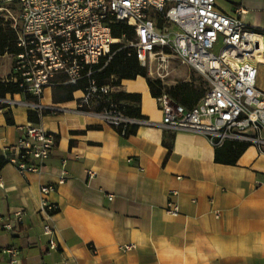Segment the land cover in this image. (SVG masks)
Returning <instances> with one entry per match:
<instances>
[{"label": "crops", "instance_id": "obj_1", "mask_svg": "<svg viewBox=\"0 0 264 264\" xmlns=\"http://www.w3.org/2000/svg\"><path fill=\"white\" fill-rule=\"evenodd\" d=\"M217 6L227 14L242 8L243 21L264 32V0H218ZM8 58L1 56V66L9 67L0 70L1 79L11 73ZM62 77L69 84L56 75L41 100L57 108L40 124L58 139L41 173L24 177L11 162L21 127L33 123L31 109L5 103L0 109V157L7 161L0 169V224L14 211L26 212L21 227L0 229V264H10L9 247L18 248L20 264H264V154L257 147L249 145L234 165L217 163L206 134L164 126L148 73L114 84L115 93L142 96L132 105L147 120L125 138L98 115L77 110L84 88L73 101L55 104L53 80ZM257 85L264 91V56ZM64 160L69 180L48 197L60 207L53 218L60 248L52 251L38 214L41 187L58 183ZM88 171L97 176L89 179ZM173 191L178 217L165 210ZM126 245L136 248L123 251Z\"/></svg>", "mask_w": 264, "mask_h": 264}, {"label": "built area", "instance_id": "obj_2", "mask_svg": "<svg viewBox=\"0 0 264 264\" xmlns=\"http://www.w3.org/2000/svg\"><path fill=\"white\" fill-rule=\"evenodd\" d=\"M218 0H0V18L16 32L18 55L12 60L11 81L19 84L22 101L0 99L1 103L25 105L41 119L54 106L41 105L45 90L56 75H66L77 85L87 79L77 110L101 117L114 129L140 126L144 118L126 114L125 102L113 99V83L99 85L93 79L96 67L113 58L112 46L125 44L135 54L149 77L169 86L175 65L197 73L206 83V93L193 107L176 103L164 93L157 99L164 115L163 124L172 130L204 133L217 149L226 142L246 143L264 154V91L258 88V62L264 56V32L247 25L244 10L232 14L221 11ZM227 1V0H224ZM122 24L127 31L114 38V28ZM1 66V56H0ZM27 95L39 104L27 102ZM13 147L11 162L22 176L39 174L54 155L57 135L40 123L21 127ZM89 179L97 175L88 171ZM69 180L67 160L63 161L59 181L41 187L38 214L47 244L59 250L53 218L60 211L48 197ZM173 191L166 212L178 217L181 209ZM113 200V196H108ZM26 212L17 210L0 224L13 231L25 223ZM135 245L122 247L123 251ZM4 253L10 264H20V252L9 247Z\"/></svg>", "mask_w": 264, "mask_h": 264}, {"label": "trees", "instance_id": "obj_3", "mask_svg": "<svg viewBox=\"0 0 264 264\" xmlns=\"http://www.w3.org/2000/svg\"><path fill=\"white\" fill-rule=\"evenodd\" d=\"M127 31L126 26L119 24L113 30L114 38H122L123 33ZM17 34L13 28L2 18H0V56L6 54L18 55L21 49L18 47ZM113 58L105 65L103 62L100 66L96 67V72L93 75L99 85H107L110 83L119 84L122 80H136L139 76L147 77V70L141 66L137 56L131 54V50L125 47L124 43L112 46ZM118 77V81L114 82L113 77ZM201 79V78H200ZM202 80V79H201ZM65 78L53 80V102L61 104L74 100V93L78 90L85 89L88 80L85 79L77 85L65 84ZM148 84L153 98H160L164 93L168 94L176 103L186 107L195 106L206 93V83L202 80L201 85L196 86L194 83L180 82L175 86H165L161 80L148 79ZM23 90L19 84L11 81L9 75L6 79L0 78V99H5L7 95H19ZM27 102L31 104H39V99L27 95ZM116 102L125 101L126 114L133 118H143L141 115L140 107L132 105V103L140 104L142 96L140 94H130L119 92L113 95ZM6 108V105L0 103V109ZM48 114L46 112L44 116ZM29 118L33 123H40L38 114L32 110L29 111ZM10 123H13L9 119ZM139 126L133 125L127 128L123 134V128L117 129L120 135L125 138L136 134ZM249 145L239 142H226L222 147L217 148L216 162L234 165L237 163L241 154ZM7 164L4 158L0 157V169Z\"/></svg>", "mask_w": 264, "mask_h": 264}, {"label": "rangeland", "instance_id": "obj_4", "mask_svg": "<svg viewBox=\"0 0 264 264\" xmlns=\"http://www.w3.org/2000/svg\"><path fill=\"white\" fill-rule=\"evenodd\" d=\"M8 60H10L8 58ZM176 67V74L172 75L170 78L169 83H180V82H189V83H194L196 86L201 85L202 80L200 79V76L195 73L194 71H188L186 70L183 66H179V65H175ZM9 68L7 66V64L3 63V65L0 67L1 72L6 73L8 71ZM186 75H189V77H187ZM151 79H153L151 77Z\"/></svg>", "mask_w": 264, "mask_h": 264}]
</instances>
